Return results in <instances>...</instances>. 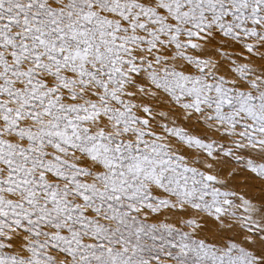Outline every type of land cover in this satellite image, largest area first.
<instances>
[{
	"label": "snow or ice",
	"instance_id": "1",
	"mask_svg": "<svg viewBox=\"0 0 264 264\" xmlns=\"http://www.w3.org/2000/svg\"><path fill=\"white\" fill-rule=\"evenodd\" d=\"M0 264H264V0H0Z\"/></svg>",
	"mask_w": 264,
	"mask_h": 264
}]
</instances>
